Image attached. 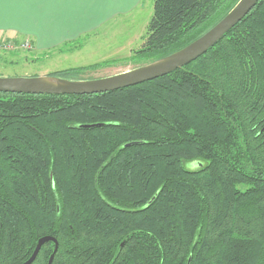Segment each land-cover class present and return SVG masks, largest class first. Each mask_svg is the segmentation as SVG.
<instances>
[{
    "label": "trees",
    "instance_id": "16d2710c",
    "mask_svg": "<svg viewBox=\"0 0 264 264\" xmlns=\"http://www.w3.org/2000/svg\"><path fill=\"white\" fill-rule=\"evenodd\" d=\"M238 1L155 0L135 56L181 49ZM46 235L51 264H264V0L152 80L0 92V264H22Z\"/></svg>",
    "mask_w": 264,
    "mask_h": 264
},
{
    "label": "rangeland",
    "instance_id": "374dc122",
    "mask_svg": "<svg viewBox=\"0 0 264 264\" xmlns=\"http://www.w3.org/2000/svg\"><path fill=\"white\" fill-rule=\"evenodd\" d=\"M154 1L143 0L133 12L114 18L100 29L81 36L74 45H66L47 52L33 51L31 44L29 47L21 46V41L11 48L3 47L0 49V76L54 75L65 70L110 62L97 69L77 74L81 79H89L147 64L153 61L157 54L153 56L135 54L147 34ZM6 41L10 40H2L1 45H5ZM64 76L74 77L69 74Z\"/></svg>",
    "mask_w": 264,
    "mask_h": 264
},
{
    "label": "crops",
    "instance_id": "0c3cea01",
    "mask_svg": "<svg viewBox=\"0 0 264 264\" xmlns=\"http://www.w3.org/2000/svg\"><path fill=\"white\" fill-rule=\"evenodd\" d=\"M142 1L0 0V40L28 41L33 51L45 52L74 45Z\"/></svg>",
    "mask_w": 264,
    "mask_h": 264
},
{
    "label": "water",
    "instance_id": "95a60500",
    "mask_svg": "<svg viewBox=\"0 0 264 264\" xmlns=\"http://www.w3.org/2000/svg\"><path fill=\"white\" fill-rule=\"evenodd\" d=\"M259 0H239L233 8L204 34L162 58L116 74L89 78L69 79L56 75L44 76H0V92L31 94H91L115 90L166 75L196 60L217 44L228 31L240 22ZM55 242V249L50 256L51 264L58 249V241L50 235L41 237L32 256L22 264H31L42 245Z\"/></svg>",
    "mask_w": 264,
    "mask_h": 264
},
{
    "label": "built area",
    "instance_id": "2783aa9c",
    "mask_svg": "<svg viewBox=\"0 0 264 264\" xmlns=\"http://www.w3.org/2000/svg\"><path fill=\"white\" fill-rule=\"evenodd\" d=\"M1 41H2V40H0V49H3V47L6 48L7 46H8L7 48H11V46H14L16 43H18V42H14V41L10 40V41H6V44H5V45H1V44H2ZM29 44H30V42H28V41H23V42L21 43V46L29 47Z\"/></svg>",
    "mask_w": 264,
    "mask_h": 264
}]
</instances>
